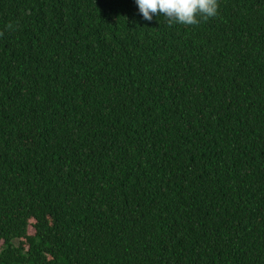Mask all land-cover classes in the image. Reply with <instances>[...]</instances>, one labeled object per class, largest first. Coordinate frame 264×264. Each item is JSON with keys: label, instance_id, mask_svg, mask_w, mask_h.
Returning a JSON list of instances; mask_svg holds the SVG:
<instances>
[{"label": "trees", "instance_id": "16d2710c", "mask_svg": "<svg viewBox=\"0 0 264 264\" xmlns=\"http://www.w3.org/2000/svg\"><path fill=\"white\" fill-rule=\"evenodd\" d=\"M218 3L0 0V264H264V0Z\"/></svg>", "mask_w": 264, "mask_h": 264}, {"label": "clouds", "instance_id": "9594fccd", "mask_svg": "<svg viewBox=\"0 0 264 264\" xmlns=\"http://www.w3.org/2000/svg\"><path fill=\"white\" fill-rule=\"evenodd\" d=\"M135 2L145 20L151 21L154 15H163L169 26L198 25L215 17L219 8L218 0H135Z\"/></svg>", "mask_w": 264, "mask_h": 264}, {"label": "rangeland", "instance_id": "374dc122", "mask_svg": "<svg viewBox=\"0 0 264 264\" xmlns=\"http://www.w3.org/2000/svg\"><path fill=\"white\" fill-rule=\"evenodd\" d=\"M29 232H30V233H32V230H31V228H29Z\"/></svg>", "mask_w": 264, "mask_h": 264}]
</instances>
